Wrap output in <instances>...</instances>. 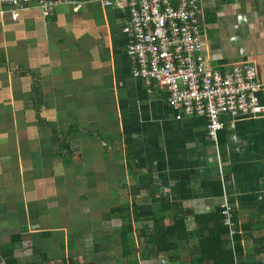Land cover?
<instances>
[{
	"label": "crops",
	"instance_id": "obj_1",
	"mask_svg": "<svg viewBox=\"0 0 264 264\" xmlns=\"http://www.w3.org/2000/svg\"><path fill=\"white\" fill-rule=\"evenodd\" d=\"M73 1L78 10L0 20V255L7 264H213L198 261L196 237L155 254L145 219L123 256L112 211L170 206L164 225L182 217L191 233L195 216L226 204L235 264H264V111L223 115L211 142L205 118L176 120L166 93L132 77L126 11ZM199 2L210 65L248 61L264 85V0Z\"/></svg>",
	"mask_w": 264,
	"mask_h": 264
},
{
	"label": "built area",
	"instance_id": "obj_2",
	"mask_svg": "<svg viewBox=\"0 0 264 264\" xmlns=\"http://www.w3.org/2000/svg\"><path fill=\"white\" fill-rule=\"evenodd\" d=\"M71 3L75 10L81 6L73 0H0V20L7 16L15 22L29 9L48 18L57 6ZM103 5L126 11L122 31L128 39L131 75L148 93L154 89L166 93L176 120L205 118L207 136L216 143L218 132L225 128L223 115L234 119L263 113L259 94L264 85L254 64L242 61L220 71L203 55L199 0H104ZM220 210L232 240L236 229L231 208L223 204ZM0 264H7L1 255Z\"/></svg>",
	"mask_w": 264,
	"mask_h": 264
},
{
	"label": "trees",
	"instance_id": "obj_3",
	"mask_svg": "<svg viewBox=\"0 0 264 264\" xmlns=\"http://www.w3.org/2000/svg\"><path fill=\"white\" fill-rule=\"evenodd\" d=\"M170 206L163 205L158 213L138 215L132 209L114 208L112 213L123 221L120 239L123 256L132 254L131 236L135 232L133 225L139 220H152L151 231L145 234L147 245L154 249L155 254L175 251L179 243L190 237L198 238L200 255L198 261H211L213 264H235L239 255L237 234L232 237V247L228 239V230L222 223L221 210L216 208L208 214L195 216L196 229L187 232L184 219L174 218L172 225H164L163 212ZM147 233V232H146ZM7 263V262H6Z\"/></svg>",
	"mask_w": 264,
	"mask_h": 264
}]
</instances>
